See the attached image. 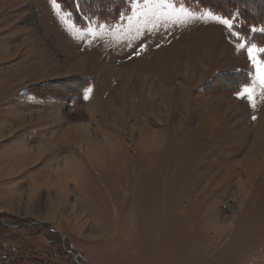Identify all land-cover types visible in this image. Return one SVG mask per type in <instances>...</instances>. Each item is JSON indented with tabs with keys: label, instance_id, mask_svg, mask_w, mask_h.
I'll return each instance as SVG.
<instances>
[{
	"label": "rangeland",
	"instance_id": "rangeland-1",
	"mask_svg": "<svg viewBox=\"0 0 264 264\" xmlns=\"http://www.w3.org/2000/svg\"><path fill=\"white\" fill-rule=\"evenodd\" d=\"M43 1L0 0V264H264V21Z\"/></svg>",
	"mask_w": 264,
	"mask_h": 264
},
{
	"label": "snow or ice",
	"instance_id": "snow-or-ice-1",
	"mask_svg": "<svg viewBox=\"0 0 264 264\" xmlns=\"http://www.w3.org/2000/svg\"><path fill=\"white\" fill-rule=\"evenodd\" d=\"M52 3L56 5L57 8L59 7V5L57 4V0H52ZM141 7L147 9L148 12H142ZM149 13H151V16L157 21L163 20L165 22L172 21L174 23H187L192 20L206 19L215 21L216 23L226 26L228 29L233 28V22L230 18L216 15L210 10L203 14H197L186 8L183 3L177 5L174 0H145V3L143 5L139 3V0H136L132 7V16L128 17V19L131 22L133 19H137L139 17L147 18ZM72 31L73 34L77 35L80 39H83L86 34L93 37L100 34L92 28H89L87 30V33L79 32L74 28L72 29ZM252 31H256V29L253 28ZM260 31L264 32V28H261ZM139 34V29H137V35ZM234 35L240 38L238 33H234ZM236 47L238 49H244L245 43H238ZM247 53L249 60L252 62L253 67L256 70V80L258 81L262 94H264V59H258V56L264 53V48H258L256 44H252L247 48ZM253 93L254 88L252 86H246L243 89V93H241V96L247 94L251 102ZM252 107H255V103H252ZM253 119H255V117H253Z\"/></svg>",
	"mask_w": 264,
	"mask_h": 264
},
{
	"label": "trees",
	"instance_id": "trees-1",
	"mask_svg": "<svg viewBox=\"0 0 264 264\" xmlns=\"http://www.w3.org/2000/svg\"><path fill=\"white\" fill-rule=\"evenodd\" d=\"M198 6L206 7L208 4L219 6L220 2L222 9L232 12L238 10L241 14L243 22L256 24L264 21V10L255 5L253 7L246 3L245 0H213L216 3H211L210 0H191ZM61 7L69 12L74 22L82 27L85 18L93 19L100 18L102 20L116 21L122 11L126 8L128 0H57ZM206 4V5H204ZM216 6V7H217ZM260 7V6H259Z\"/></svg>",
	"mask_w": 264,
	"mask_h": 264
},
{
	"label": "crops",
	"instance_id": "crops-1",
	"mask_svg": "<svg viewBox=\"0 0 264 264\" xmlns=\"http://www.w3.org/2000/svg\"><path fill=\"white\" fill-rule=\"evenodd\" d=\"M4 1H6V0H4ZM7 1H11V0H7ZM48 2H49V6H50V11L51 10H54V11H56L58 8L59 9H61L62 10V8L60 7V4L57 2V4L59 5V7L57 8V6L56 5H54L53 3H52V0H47ZM46 1V2H47ZM41 2L43 3V4H45V2L43 1V0H41ZM61 14H58V17L61 19ZM8 47H11V45H8ZM0 49H1V44H0ZM3 49H5V47L3 48Z\"/></svg>",
	"mask_w": 264,
	"mask_h": 264
}]
</instances>
